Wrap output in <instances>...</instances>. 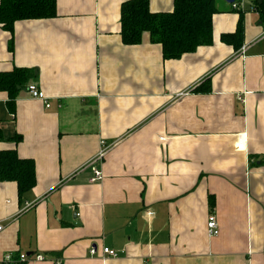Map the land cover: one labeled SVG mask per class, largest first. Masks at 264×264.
Instances as JSON below:
<instances>
[{
    "label": "crops",
    "instance_id": "0c3cea01",
    "mask_svg": "<svg viewBox=\"0 0 264 264\" xmlns=\"http://www.w3.org/2000/svg\"><path fill=\"white\" fill-rule=\"evenodd\" d=\"M125 1L56 0L55 17L17 20L12 32L0 24V74L33 71L13 102L0 90V151L32 160L36 175L22 196L17 182L0 181V256L264 264V25L250 9L258 0H243L246 11L215 0L212 43L168 59L148 32L123 42ZM241 20L236 48L223 36ZM93 167L101 180L91 181Z\"/></svg>",
    "mask_w": 264,
    "mask_h": 264
},
{
    "label": "trees",
    "instance_id": "16d2710c",
    "mask_svg": "<svg viewBox=\"0 0 264 264\" xmlns=\"http://www.w3.org/2000/svg\"><path fill=\"white\" fill-rule=\"evenodd\" d=\"M259 19L264 25V0L255 1ZM217 11L215 0H174L167 12H152L149 0H127L121 6V35L125 44H138L148 32L153 42L161 44L165 58H179L194 52L199 46L213 41V15ZM57 15L56 0H0V24L12 32L17 20L52 18ZM244 36L242 20L236 32L223 39L240 47ZM33 77V71L16 68L0 74V90L8 91L13 102L19 86ZM3 136L0 131V140ZM0 181H15L19 194L30 191L36 184L34 163L20 158L14 149L0 151Z\"/></svg>",
    "mask_w": 264,
    "mask_h": 264
},
{
    "label": "built area",
    "instance_id": "2783aa9c",
    "mask_svg": "<svg viewBox=\"0 0 264 264\" xmlns=\"http://www.w3.org/2000/svg\"><path fill=\"white\" fill-rule=\"evenodd\" d=\"M232 8L237 9L240 11H246L244 9L243 0L241 1H233L232 2ZM251 10H256L255 5L253 4L250 7ZM244 50V47L242 48ZM28 91L33 98L41 99L45 102V105L49 107V103L47 102V97L44 94L43 91H41L35 84L28 85ZM105 141H103V144ZM244 142L242 139H240V143L237 144V149L241 150L243 149ZM104 150H101L99 154L97 155V159L103 158ZM94 175L91 178L92 182L98 181L102 179V172L101 170H98L96 167H93ZM31 206L30 203H26V209ZM208 232L210 235H217L219 232L217 219L214 214H211L208 218L207 222ZM4 229V226L0 224V232ZM91 255H96L97 253V247L92 246L90 248ZM102 254L116 257L118 255V252L114 249H111L109 247L102 248ZM45 260V257L41 253H37L35 255H30L28 253H14V252H5L3 255L0 256V264H27L29 262H39Z\"/></svg>",
    "mask_w": 264,
    "mask_h": 264
},
{
    "label": "water",
    "instance_id": "95a60500",
    "mask_svg": "<svg viewBox=\"0 0 264 264\" xmlns=\"http://www.w3.org/2000/svg\"><path fill=\"white\" fill-rule=\"evenodd\" d=\"M227 1H229V2H233L234 0H227ZM261 1V0H260Z\"/></svg>",
    "mask_w": 264,
    "mask_h": 264
}]
</instances>
